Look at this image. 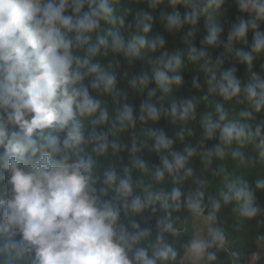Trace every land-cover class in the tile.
<instances>
[{
	"label": "clouds",
	"instance_id": "9594fccd",
	"mask_svg": "<svg viewBox=\"0 0 264 264\" xmlns=\"http://www.w3.org/2000/svg\"><path fill=\"white\" fill-rule=\"evenodd\" d=\"M0 264H264V0H0Z\"/></svg>",
	"mask_w": 264,
	"mask_h": 264
},
{
	"label": "trees",
	"instance_id": "16d2710c",
	"mask_svg": "<svg viewBox=\"0 0 264 264\" xmlns=\"http://www.w3.org/2000/svg\"><path fill=\"white\" fill-rule=\"evenodd\" d=\"M245 231H246V229H242V228H240V226H237V233H238V235L243 236L244 233H245Z\"/></svg>",
	"mask_w": 264,
	"mask_h": 264
}]
</instances>
